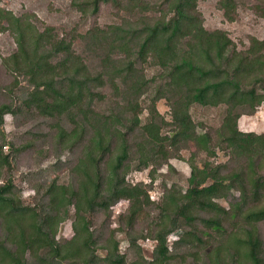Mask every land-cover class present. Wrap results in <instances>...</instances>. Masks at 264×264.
I'll return each instance as SVG.
<instances>
[{
	"label": "trees",
	"instance_id": "1",
	"mask_svg": "<svg viewBox=\"0 0 264 264\" xmlns=\"http://www.w3.org/2000/svg\"><path fill=\"white\" fill-rule=\"evenodd\" d=\"M199 1L70 0L88 24L66 31L0 5L14 42L0 57V264H264V131L238 125L264 104V37L240 48L204 25ZM103 4L114 22L97 21ZM215 5L229 22L242 7L264 19V0ZM197 107L219 109L218 124L195 120ZM6 114L36 127L10 138ZM29 152L64 170L37 180L26 203L13 163ZM174 159L187 162V183L163 182L158 201L151 184L127 182L149 167L152 181ZM69 218L71 236L58 237Z\"/></svg>",
	"mask_w": 264,
	"mask_h": 264
},
{
	"label": "rangeland",
	"instance_id": "2",
	"mask_svg": "<svg viewBox=\"0 0 264 264\" xmlns=\"http://www.w3.org/2000/svg\"><path fill=\"white\" fill-rule=\"evenodd\" d=\"M70 0H0V5L13 10L15 13L31 12L36 15L38 25L54 24L58 29L69 30L73 25L78 23L79 29H83L87 24V20H81L78 14L74 12L70 5ZM198 7L204 17V25L207 28H223L230 37L241 48L248 43L249 36H255L257 38L264 37V19L255 16L250 9L242 7L239 9V16L236 21H227L222 12L216 7L215 0H200ZM117 19V13L114 8L109 4H103L100 8L97 21L100 24L112 23ZM14 48L13 38L8 33H0V57L6 55ZM0 81L5 82L6 76L0 71ZM158 110L166 117H169V108L166 103L161 100L157 104ZM192 115L195 120H204L207 123L217 125L219 122L220 110L216 109H203L192 108ZM239 128L243 131H264V104L258 107L257 111L253 115H243L238 121ZM36 122L31 121L25 125H17L10 114H6L4 117V131L11 138H16L17 134L28 129L35 128ZM42 128V127H41ZM24 134V133H23ZM7 150V148H6ZM5 150V152H6ZM183 155L188 156V151L183 150ZM64 158V156H62ZM203 159L201 155L198 159L200 163ZM225 158L222 153L219 152L216 161H223ZM53 161L48 156H36L33 152H29L21 156L17 162L13 163L14 180L15 183L21 188L22 198L26 203L32 201L34 194L33 184L37 180H43L44 178L50 179L51 177L63 176L62 168L58 167L53 170H48L46 167ZM172 168L163 166L155 174L154 180L151 181L149 176V168L142 170H131L127 174V182L133 183L136 180L148 185V193L150 199L158 201L163 193L161 184L163 182L172 183L176 182L182 186L187 183V177L189 175L190 168L185 160H171ZM135 171H141L140 174L133 176ZM238 194L235 193V197ZM221 203L227 205L226 200H221ZM128 205L126 199H121L110 207L111 209V222L110 227H117L118 217L123 213ZM144 216L143 212L139 213V219ZM141 226V225H140ZM138 226V227H140ZM72 234L71 218L62 223L58 233V237L69 238ZM123 235L118 234V238L122 240ZM177 235L172 233L168 241L171 243ZM142 239L138 240V244L143 248L146 256L150 254V245L143 244ZM125 246L124 241L121 243V248Z\"/></svg>",
	"mask_w": 264,
	"mask_h": 264
},
{
	"label": "built area",
	"instance_id": "3",
	"mask_svg": "<svg viewBox=\"0 0 264 264\" xmlns=\"http://www.w3.org/2000/svg\"><path fill=\"white\" fill-rule=\"evenodd\" d=\"M140 172H141V171H135V172L133 173V176L136 177V174H140ZM136 182H138V180H136ZM136 182H133V183H136ZM143 244H148V245H150V247H151V243H150L149 240L144 241Z\"/></svg>",
	"mask_w": 264,
	"mask_h": 264
}]
</instances>
